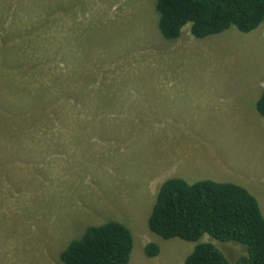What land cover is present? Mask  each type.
<instances>
[{"label": "rangeland", "instance_id": "rangeland-1", "mask_svg": "<svg viewBox=\"0 0 264 264\" xmlns=\"http://www.w3.org/2000/svg\"><path fill=\"white\" fill-rule=\"evenodd\" d=\"M155 2L0 0V264H62L108 220L132 232L128 264H183L199 240L147 227L174 176L242 185L264 217V20L165 39Z\"/></svg>", "mask_w": 264, "mask_h": 264}, {"label": "trees", "instance_id": "trees-1", "mask_svg": "<svg viewBox=\"0 0 264 264\" xmlns=\"http://www.w3.org/2000/svg\"><path fill=\"white\" fill-rule=\"evenodd\" d=\"M158 30L165 39L180 35L190 23L196 38L220 33L230 26L249 32L264 20V0H156ZM264 116V88L255 102ZM148 229L168 239L198 241L183 264H229L222 251L203 235L244 246L233 264H264V217L258 202L245 187L234 182L182 177L164 180L147 217ZM207 237V236H205ZM132 232L117 220L89 225L61 249L62 264H128ZM156 242L144 245L148 257L157 255Z\"/></svg>", "mask_w": 264, "mask_h": 264}, {"label": "clouds", "instance_id": "clouds-1", "mask_svg": "<svg viewBox=\"0 0 264 264\" xmlns=\"http://www.w3.org/2000/svg\"><path fill=\"white\" fill-rule=\"evenodd\" d=\"M166 180V179H165ZM152 208V207H151Z\"/></svg>", "mask_w": 264, "mask_h": 264}]
</instances>
